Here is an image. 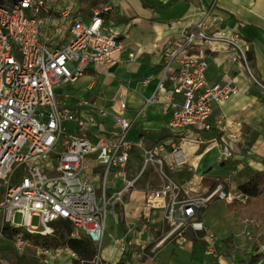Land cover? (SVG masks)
I'll return each mask as SVG.
<instances>
[{"label":"built area","instance_id":"1","mask_svg":"<svg viewBox=\"0 0 264 264\" xmlns=\"http://www.w3.org/2000/svg\"><path fill=\"white\" fill-rule=\"evenodd\" d=\"M117 1L0 0V264H13L8 248L48 263L71 248L69 241L83 239L95 247L98 264L110 214L109 238L119 259H127L132 246L140 259L136 245L148 228L141 219L151 213L163 223L154 247L191 245L192 236L214 238L202 218L210 203L247 198L221 182L199 193L175 175L188 164L185 145L218 143L224 160L254 154L242 121L213 114L239 87L227 68L209 80V58L225 56L264 90L244 38L224 32L227 17L213 1L199 21L157 44V82L135 115L126 114L124 97L106 109L94 97L57 92L86 73L92 75V89L94 80L121 60L124 45L106 25ZM136 52L127 57L134 59ZM154 102L171 117L159 127L160 137L145 143L143 119ZM133 128H139L135 138ZM258 183L264 189L263 176ZM134 191L141 195L136 224L129 211ZM57 222L68 240L49 245L42 239ZM233 237L229 232L224 239Z\"/></svg>","mask_w":264,"mask_h":264},{"label":"crops","instance_id":"2","mask_svg":"<svg viewBox=\"0 0 264 264\" xmlns=\"http://www.w3.org/2000/svg\"><path fill=\"white\" fill-rule=\"evenodd\" d=\"M212 1L217 9L227 17L224 32L236 31L240 33L251 56L253 68L264 67V0H166L163 4L147 0H120L116 2V12L106 16V25L109 28L110 24H116L111 31L118 34L124 45L121 60L109 65L102 75H99L94 80L92 89L89 88L92 78L91 73L84 74L83 76L88 79V83L84 88L86 89L84 97H94L97 103L106 109H110L118 98L124 97L126 100V114L128 116L135 115L144 103L145 98L151 95L157 82L160 66L157 44L169 37L176 36L186 26L199 21L202 18L203 9ZM125 19L126 22L123 23ZM135 51L137 52L134 59L127 57L128 52ZM210 59L218 60L215 68L212 67ZM132 63H135V66L126 71V66ZM224 68L234 71H230V73L235 76L239 91L234 96L216 105L213 114L215 116L224 115L229 120L242 121L246 130L248 144L252 147L254 154L249 159L241 154H234L232 158L224 160L221 154V146L218 143H211L207 146L202 145L200 151L195 155L194 161L190 160V154L189 152L187 153L192 170L189 171L187 168L182 167L175 174L180 180L186 183L189 181L188 184L192 182L195 164L198 165V159L202 160V156L207 149L210 150L205 155L208 159L203 162L205 164L203 168L208 165L210 167L205 171H197L196 174L199 177L207 176V171L212 169V163L227 169L229 174L228 176L214 177L211 187L221 182L225 189H228L229 186L237 188L240 183L254 174H256L257 178L264 177V119L251 112V107L254 105L253 101H251L252 96L245 93L250 88L251 83L247 80L245 82L246 77L243 74L238 73L231 63L225 61L224 58H218V56L209 58L207 69L209 80H217ZM128 75L131 76L128 77ZM144 76L149 77L147 84L141 83V79ZM153 80L155 84L148 95L141 94L138 91L140 86H148ZM64 87V89H58L57 92L62 93L65 91L68 93L66 86ZM69 94L71 95V93ZM72 97L80 96L72 95ZM170 117V111L162 103L154 102L147 105V113L143 119L146 130L144 131L146 134L145 143H151L160 137L159 127L167 125ZM130 135L132 138L137 137L139 128H133ZM233 176L235 179L232 178ZM236 179L241 181L237 183ZM132 195L136 198L129 205V211L132 222L136 224L138 223L141 195L139 191H134ZM218 202L222 203L224 214L232 216V223L236 224L238 219L236 211L227 208L226 204L228 202L226 201H214L204 209L202 218L214 234L215 248L206 247L203 249L202 246L200 248L196 244H194V247L193 244H187L184 246L186 249L185 253L181 254L179 251L172 253L173 248L165 245L154 257L147 254L144 249L150 241L149 237L144 235L147 233L149 235L151 230L160 232L159 229L163 227L160 215L151 213L146 220L141 219L148 223V230L146 229L139 239L140 245H136L137 248L140 247V251L143 253L141 258L139 259L134 255L136 247L132 246L131 253H129L127 259H121V261L124 264H264V237L262 241L257 242L252 239L251 235L246 236L251 232L248 226L249 221L253 223L255 219L244 217L240 219L241 227L229 228L218 232V234L213 229V223L206 221L204 218L205 212L211 205ZM244 219H247L248 222L244 223L242 221ZM245 228L249 232L245 233ZM230 230L234 237L229 240L238 252L231 251L229 256H222L220 254L221 249L214 253L217 250L216 245L220 243L224 246L222 241L225 240L224 237ZM115 232L119 233L120 229H115ZM104 249L101 252V258L111 256V262L108 264H114L119 260V254L112 245H109L108 249ZM191 249L192 251L190 252ZM254 254H257V260L250 263L249 260Z\"/></svg>","mask_w":264,"mask_h":264},{"label":"rangeland","instance_id":"3","mask_svg":"<svg viewBox=\"0 0 264 264\" xmlns=\"http://www.w3.org/2000/svg\"><path fill=\"white\" fill-rule=\"evenodd\" d=\"M147 1L159 2L160 4H163L166 0H147ZM114 22L116 23V21H114ZM125 22H126V19L123 20V23H125ZM114 25H116V24H114ZM114 25H112V24L109 25L110 30L114 29ZM261 48H262V46H261ZM218 58H220V59L224 58L225 61H227V58L223 55H218ZM217 61L218 60L215 61L214 59H210V62H211V65L213 68L216 67ZM134 66H135V63L128 64L126 66V71H129ZM230 71L234 72L232 69ZM254 73H255L257 79L262 84H264V67L263 66L258 67L257 69H256V67H254ZM129 76H131V75H128V77ZM246 80L249 82V80L247 78L244 81L246 82ZM87 83H88V79L85 76H82V77L78 78L77 81L71 82L69 85L66 86V88L68 90V93H71V96L74 95V96L84 97L86 95V89H84V88L87 85ZM154 84H155V81L153 80L151 82V84L148 86H144V87L140 86L138 91L141 94L148 95L151 92V90L153 89ZM250 85H251L250 88L245 93L252 96L251 101H253L254 105L251 107V112H254L259 118L262 117L264 119V90L256 84H250ZM61 88L64 89L65 87L62 86ZM58 98H60V96H58ZM194 146L195 145L183 146L185 153L187 154L189 152V154H190L189 158H190V160H193V161H194L195 155L201 149V146H195V147ZM207 159H208L207 156L202 157L201 161H200V159H198L199 163H198V165H196L194 167V170H193L194 174L192 176V182L189 184L190 188H192L194 191H197L199 193H202L205 190L212 188L211 186L213 184L214 177L217 178V177H220L223 175H227V176L229 175L227 173V171H228L227 169H224L220 165H216L215 163H212L211 164L212 169L207 171L208 175L199 177L198 174H196L197 171H205L208 169V167H210V165H208L207 167L203 168V166L205 165L203 162L206 161ZM190 160L188 161V164H190ZM187 165H184L183 168H187ZM232 178L235 179L234 176ZM239 181H241V180L240 179L237 180V183ZM222 209H223L222 203L218 202V203L211 205L204 214V218L206 219V221L208 223H211V224L213 223V225H214L213 229L215 230V233L218 234V232H222L224 230H228L229 228H233V227H241L240 226V223H241L240 219L236 220V224L232 223V216L224 214ZM113 218L114 217L111 214L107 218V228H106L105 236L103 238L104 247L102 248V250L100 251V253L98 255V264H108L111 262L110 257L101 258L102 257L101 252L103 251L104 248H105L104 250H106V249H108L109 245H111V242H110L111 239L109 238V235L112 234V232L114 230L112 228L113 222H114ZM33 223H36V218L33 219ZM258 225H259V228H261L262 230H260V231L255 230L256 228H258ZM248 226H249V231L251 230V232H249L248 229L245 228L244 232L245 233L247 231L249 232L246 236L251 235L252 239H254L255 241H257V242L262 241V239L264 237V223H260L258 220H255L253 223L249 221ZM230 232H231V230H230ZM144 236L149 237L148 239L150 241V243L145 247L144 250L147 254H149L153 257L155 255H157L159 250L165 245H168V247L173 248L172 253H177L178 251L181 254L185 253L184 251L186 249L184 248V246H186V245H180L177 243H165L162 246L154 247L156 240L160 237V232H156L154 230H151L149 235L147 233ZM202 240L206 241V243H203V242L196 243V245H199L200 248H201V246L203 249L206 247H208V248L210 247L212 249L215 248L214 247V245H215L214 238L202 239ZM222 242H223L225 247L219 243L218 245H216L217 250L215 249L216 251L214 253H217V251L221 250V249L222 250L220 251L221 252L220 254L222 256H229L231 251L238 252L237 249L234 247V245L231 244L230 240H224ZM194 246L195 245L193 243V247ZM192 249L190 250V252L192 251ZM140 250H141L140 247H138L137 251H140ZM8 251H9L8 257L12 261L13 264H16V263H19V264H97V263H95L97 260L95 257H94L95 261H92V259H87V257L83 256V254L81 252H78V249H76V248L63 249L55 257L49 258L48 263H43L41 261H38L37 258L31 254L24 255V254L16 253L12 248H8Z\"/></svg>","mask_w":264,"mask_h":264},{"label":"trees","instance_id":"4","mask_svg":"<svg viewBox=\"0 0 264 264\" xmlns=\"http://www.w3.org/2000/svg\"><path fill=\"white\" fill-rule=\"evenodd\" d=\"M248 56L249 58H251L249 53ZM258 179L259 178L256 177V174H254L237 186L239 192L247 196L244 201L234 200L226 204L229 210L236 211L238 219L248 217L258 220L260 221V223H264V189L263 186L258 183ZM255 230L260 231L262 229L258 226V228H256ZM42 240L49 245L65 244L68 240V234L67 231L63 228V223H53L52 233L47 237H43ZM199 242L206 243V241L202 240L200 237L192 236V244H196ZM69 243L71 248L78 249V252H81L83 256L87 257V259H92L97 253L95 247H93L91 242H89L88 240H72L69 241ZM257 257V254H254L249 262H256ZM114 264L124 263L123 261H121V259H119Z\"/></svg>","mask_w":264,"mask_h":264},{"label":"bare ground","instance_id":"5","mask_svg":"<svg viewBox=\"0 0 264 264\" xmlns=\"http://www.w3.org/2000/svg\"><path fill=\"white\" fill-rule=\"evenodd\" d=\"M209 150L210 149L205 150V152H204L205 154L202 157H204L206 154H208ZM195 166H196V164H195ZM110 258H111V256H110Z\"/></svg>","mask_w":264,"mask_h":264}]
</instances>
